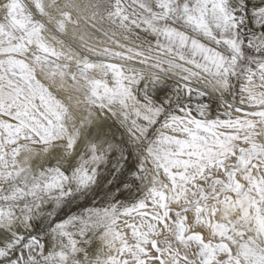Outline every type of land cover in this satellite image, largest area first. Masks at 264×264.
I'll list each match as a JSON object with an SVG mask.
<instances>
[{"label":"bare ground","instance_id":"6f19581e","mask_svg":"<svg viewBox=\"0 0 264 264\" xmlns=\"http://www.w3.org/2000/svg\"><path fill=\"white\" fill-rule=\"evenodd\" d=\"M168 1L143 14L126 0H0V195L17 178L40 185L47 168L36 195L80 160L112 170L140 152L160 181L135 171L129 200L103 221L129 263H197L172 244L178 211L198 249L229 251L211 264H264V116L249 117L264 112V0H188L183 21ZM199 125L237 137L224 135L181 187L160 159L196 146ZM104 250L89 261L113 264Z\"/></svg>","mask_w":264,"mask_h":264},{"label":"rangeland","instance_id":"374dc122","mask_svg":"<svg viewBox=\"0 0 264 264\" xmlns=\"http://www.w3.org/2000/svg\"><path fill=\"white\" fill-rule=\"evenodd\" d=\"M126 1L132 8H135L134 5L142 7L144 10L139 12L143 14L153 13L157 3V0H144V3ZM189 9L188 0H171L165 6L170 18L178 21H183ZM258 115L264 116V112L251 113L249 117ZM19 122V125L26 129V122L23 119ZM215 130L205 125L193 126L189 131L195 135L192 140L196 139L193 143L196 146L163 151L164 157L160 161L165 163V168L181 187L190 178L191 167L205 160L211 161L213 156L210 153L218 149L223 150L224 135L237 137L234 133L227 134ZM253 150L242 151L239 157L244 155L246 158H255L264 153L261 148ZM240 158L236 161V167ZM122 163L121 168L112 167V170H107L92 160H80L69 173L58 178V182L52 185L50 191L38 195L35 188L47 183L54 173L53 169H45L41 176L43 182L33 188L27 186L20 178L13 180L11 192L6 196L3 195L5 193L1 194L3 198H0V212L6 213L7 217V220L0 224V232H4L3 239L0 240V264H93L89 257L95 253L94 249L98 245H102L104 251L108 252L104 256L111 253L116 256L113 264H142V259L131 263L125 259V239L116 235V232L107 233V224L103 223L104 219L115 215L117 208L129 200L130 195L123 183L132 177L135 171L149 173L152 167L140 152L134 154L132 161L130 156L123 157ZM149 175L153 180L152 184L161 179L157 174ZM203 195L205 193L200 194ZM172 219L174 223L170 234L171 241L175 247L181 245L182 258L190 261L198 259L196 264H211L228 257L229 251L221 245L213 246L206 242L204 249H198L196 240L185 232L178 211L173 214ZM117 239L118 241H115Z\"/></svg>","mask_w":264,"mask_h":264}]
</instances>
